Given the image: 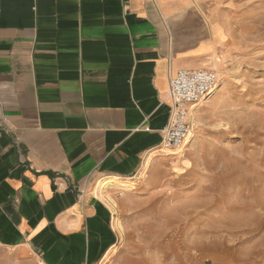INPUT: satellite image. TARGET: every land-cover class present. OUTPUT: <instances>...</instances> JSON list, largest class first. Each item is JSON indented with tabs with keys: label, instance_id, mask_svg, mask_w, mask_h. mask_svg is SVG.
I'll return each mask as SVG.
<instances>
[{
	"label": "crops",
	"instance_id": "obj_1",
	"mask_svg": "<svg viewBox=\"0 0 264 264\" xmlns=\"http://www.w3.org/2000/svg\"><path fill=\"white\" fill-rule=\"evenodd\" d=\"M219 47L197 0H0V248L11 264H104L119 234L97 186L161 184L163 150L177 155L162 146L170 76L213 69ZM220 92L197 121L215 118Z\"/></svg>",
	"mask_w": 264,
	"mask_h": 264
},
{
	"label": "rangeland",
	"instance_id": "obj_2",
	"mask_svg": "<svg viewBox=\"0 0 264 264\" xmlns=\"http://www.w3.org/2000/svg\"><path fill=\"white\" fill-rule=\"evenodd\" d=\"M197 2L219 36L216 116L197 121L187 164L163 150L161 184L114 197L124 235L106 264H264V0Z\"/></svg>",
	"mask_w": 264,
	"mask_h": 264
},
{
	"label": "built area",
	"instance_id": "obj_3",
	"mask_svg": "<svg viewBox=\"0 0 264 264\" xmlns=\"http://www.w3.org/2000/svg\"><path fill=\"white\" fill-rule=\"evenodd\" d=\"M220 84L214 69H181L170 76L168 96L172 103L168 124L162 129L163 148L183 147L196 130L198 105L208 100ZM38 264H48L41 260Z\"/></svg>",
	"mask_w": 264,
	"mask_h": 264
},
{
	"label": "bare ground",
	"instance_id": "obj_4",
	"mask_svg": "<svg viewBox=\"0 0 264 264\" xmlns=\"http://www.w3.org/2000/svg\"><path fill=\"white\" fill-rule=\"evenodd\" d=\"M219 61H217L215 64H218V66H219V63H218ZM214 70L217 72L218 70L217 69H215L214 68ZM217 74L219 75L220 74V72L218 71L217 72ZM221 81V80H220ZM221 84H219V86H220ZM219 86L217 87V89L213 92V94H215L216 93V91L218 90V88H219ZM200 106V104L198 105V107ZM197 107V108H198ZM196 125H197V120H196ZM197 133V130H195L192 134H191V136H190V138L188 139V141H187V143L183 146V147H181V148H178L177 149V151H174L173 149H171V150H169V149H167V151L166 152H168V153H171V154H181V156H182V160H183V163H188L189 162V160H187V158H184V150H186V148H187V146H189V144L192 142V140L194 139V135ZM151 154V153H150ZM151 160H152V157H150L149 156V161H148V164H147V166H149L150 165V162H151ZM176 167H177V165H175ZM179 167V166H178ZM145 168H147L146 166H145ZM180 168V167H179ZM142 169H144V168H142ZM174 169V168H173ZM176 170V169H175ZM180 170V169H179ZM182 170V169H181ZM183 170H185V169H183ZM145 175V173L143 172V176ZM121 181V180H120ZM120 181H115V180H109V181H107V182H100L99 183V185L97 186V189H96V193H97V195L102 199V200H104L107 204H108V206H110L112 209H113V212L115 213V214H117V215H119V211H118V205H117V202H116V199H114V197L110 194V191H109V188H111V187H122V188H129V189H135L136 188V186H137V179L136 180H133V181H131V182H129V183H127V182H125V183H123V182H120ZM115 214H114V216H115ZM113 225H114V227H116L115 229L117 230V231H119V233L123 236L124 235V229H123V225H122V222H121V220L117 217H115L114 218V220H113ZM122 240V239H121ZM111 252V251H110ZM116 253V252H115ZM117 254V253H116ZM111 258H112V256H111ZM105 264V263H104Z\"/></svg>",
	"mask_w": 264,
	"mask_h": 264
}]
</instances>
